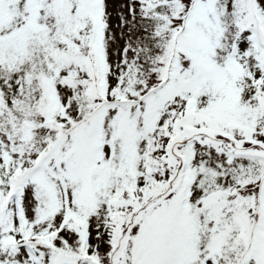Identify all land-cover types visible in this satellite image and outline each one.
Instances as JSON below:
<instances>
[{"label": "snow or ice", "instance_id": "1", "mask_svg": "<svg viewBox=\"0 0 264 264\" xmlns=\"http://www.w3.org/2000/svg\"><path fill=\"white\" fill-rule=\"evenodd\" d=\"M0 264H264V0H0Z\"/></svg>", "mask_w": 264, "mask_h": 264}]
</instances>
